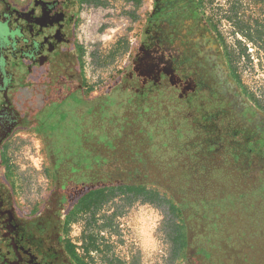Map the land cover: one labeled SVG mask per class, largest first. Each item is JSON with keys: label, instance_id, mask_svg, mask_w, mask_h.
I'll use <instances>...</instances> for the list:
<instances>
[{"label": "flooded vegetation", "instance_id": "1", "mask_svg": "<svg viewBox=\"0 0 264 264\" xmlns=\"http://www.w3.org/2000/svg\"><path fill=\"white\" fill-rule=\"evenodd\" d=\"M149 1L138 47L123 69L136 70L141 85L135 86L129 78L114 84L115 79L107 89L91 95L77 41L81 0H0V264H80L68 253V244H74L67 237L73 222H66L86 177L72 176L59 167L58 153H50L55 138L51 131L112 130L104 127L100 112L111 98L123 108L116 120L132 118L135 125L151 120L139 115L146 116L144 106L155 107L152 110L166 115L164 122L173 126L180 123L175 117H191L193 130L207 136L214 151L227 148L241 153L239 166L246 175L242 181L262 180L264 110L238 83L225 41L207 17L204 0L162 6ZM145 37L154 38L143 50ZM165 72L168 78L161 76ZM174 87L179 96H172ZM150 88L160 92L153 95ZM193 92L194 97L186 100ZM173 100L177 104L172 108ZM137 129L129 130L142 131ZM20 132H33L42 139L52 181L48 197L28 206L17 201L8 159ZM69 142L59 137L57 146L64 150L73 146Z\"/></svg>", "mask_w": 264, "mask_h": 264}, {"label": "rangeland", "instance_id": "2", "mask_svg": "<svg viewBox=\"0 0 264 264\" xmlns=\"http://www.w3.org/2000/svg\"><path fill=\"white\" fill-rule=\"evenodd\" d=\"M99 1L98 5L93 2L92 7H79L76 30L91 95L107 89L118 72L129 65L150 11L149 0H142L139 11L133 10L128 0ZM204 3L206 15L222 34L233 68L249 99L264 110V0H204ZM159 133L149 132L146 148L152 154L165 149L167 139ZM18 135V140L12 142L8 159L17 201L28 206L48 197L52 186L49 159L41 138L33 132ZM215 179L225 183L224 179ZM233 182L240 184L242 190L217 192L216 198L209 192V203L216 208L224 207L219 211L227 213L230 216H226L227 220L230 218L231 222H241L247 216L249 221L253 216L262 221L264 215L259 212L264 201V179L249 183L248 188L236 178ZM231 183L228 180L227 185ZM148 189L159 194L155 202L142 195L119 193L97 209L95 219L91 212L77 215L67 237L87 263L184 264L183 256L176 255L173 242L179 221L171 210L175 202L162 187L152 185ZM190 204L197 208L194 215L200 219V206L186 200L182 203L184 207ZM212 219L208 217V221ZM84 244L89 246L88 254Z\"/></svg>", "mask_w": 264, "mask_h": 264}, {"label": "trees", "instance_id": "3", "mask_svg": "<svg viewBox=\"0 0 264 264\" xmlns=\"http://www.w3.org/2000/svg\"><path fill=\"white\" fill-rule=\"evenodd\" d=\"M128 1L137 8L142 3V0ZM185 1L190 0H156L161 6L166 2ZM93 2L98 5L100 1L81 0V5H93ZM150 38L154 37L144 38L143 50L149 48L150 45L146 42ZM233 70L240 83L239 75L235 69ZM131 72L133 75L130 76ZM135 72L136 70L132 68L125 72L119 71L114 84L123 83L129 78L130 81L136 82L135 86H140L143 79ZM161 76L168 78L169 75L165 72L161 73ZM171 85L175 86V81ZM150 89L153 95L160 92L157 88ZM173 89L172 96H179L178 88ZM194 93L184 98L190 100L194 97ZM112 99L105 100V108L100 110L104 117V127L112 130L65 133L51 131L52 135L55 134V138L50 146V153L52 155L58 153L59 167L66 168L72 176L81 173L86 177L84 186L79 189V196L74 204L75 210L68 213L69 220L66 225L75 222L77 215L82 213L91 212L95 219L97 209L119 193L142 195L144 199L155 202L159 194L147 189L148 185H155L164 188L175 202L171 210L176 213L179 221L173 242L176 255L183 256L184 264H194L195 261L199 264H246L249 261L251 264H264V219L257 220V217L253 216L249 221L247 216L241 222L237 220L231 222L230 218L227 220L229 216L227 213L219 211L224 207L216 208V205H211L208 201L209 192L216 198L217 192L225 193V190L229 189L235 193L242 190L240 184L237 186L233 182L234 178L240 180L243 187H249L248 184L252 181L249 183L242 181L246 175L239 166L241 153L227 148L214 151V147L209 146L208 137L205 135L201 137L199 131L193 130L191 117L187 119L175 117V123H180L178 126H173L170 121L164 122L163 118L166 115H158L152 110L155 107L152 109L147 106L142 107L143 112L147 114L139 115L144 119L148 117L147 115L151 117L147 125L138 123L135 125L131 117H129L131 119L118 117L119 119L116 120L118 109L122 107L115 104V98ZM175 104L177 101L173 100L171 107L173 108ZM88 111L90 114L91 109ZM173 111L177 113L176 109ZM189 112L193 113L190 109ZM133 126H136L137 130L143 127L144 130H129ZM160 127L173 128V131H158L167 139L165 149L158 154H152L146 148L149 147V132L156 131ZM121 128L120 131L113 130ZM59 137L69 140L73 146L60 150L57 146ZM214 172L221 175L214 176L212 175ZM216 177L224 179L225 183L218 182ZM261 178L264 179V173L261 174ZM228 180L232 181L231 186L227 185ZM185 200L201 207L198 209L202 212L200 213L202 220L194 215L197 208L193 204L187 207L182 205ZM261 204L262 210L259 213L264 215V201ZM209 216L213 218L211 221H208ZM83 249L87 254L89 253L87 244H84ZM67 250L76 262L89 264L85 257L79 255L75 244H68Z\"/></svg>", "mask_w": 264, "mask_h": 264}, {"label": "built area", "instance_id": "4", "mask_svg": "<svg viewBox=\"0 0 264 264\" xmlns=\"http://www.w3.org/2000/svg\"><path fill=\"white\" fill-rule=\"evenodd\" d=\"M81 6L82 7H85V6L86 7H92V5H88V4H82ZM129 6H132L133 10H136V11H139L142 8V4H141V6L139 8H137L132 2L129 3Z\"/></svg>", "mask_w": 264, "mask_h": 264}]
</instances>
